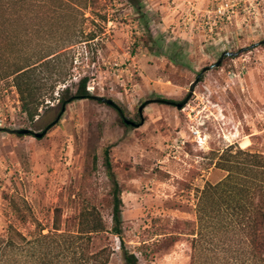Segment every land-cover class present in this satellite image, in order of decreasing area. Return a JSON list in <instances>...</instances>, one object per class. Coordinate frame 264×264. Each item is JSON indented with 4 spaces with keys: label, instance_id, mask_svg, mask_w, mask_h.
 <instances>
[{
    "label": "rangeland",
    "instance_id": "rangeland-1",
    "mask_svg": "<svg viewBox=\"0 0 264 264\" xmlns=\"http://www.w3.org/2000/svg\"><path fill=\"white\" fill-rule=\"evenodd\" d=\"M16 10L20 17L0 18L8 57L0 128L53 124L41 138L0 129V264H63L49 261L47 240L35 241L55 208L61 230H76L83 207L109 230L106 148L121 190L123 247L139 264H261L250 216L264 175V0H41ZM54 51L35 70L43 95L29 120L2 71ZM222 51L232 54L202 72L177 108ZM82 77L91 96L111 99L132 124L92 97L73 99ZM221 180L199 222L201 191ZM92 246L112 250L107 264H125L117 236L100 232Z\"/></svg>",
    "mask_w": 264,
    "mask_h": 264
},
{
    "label": "trees",
    "instance_id": "trees-1",
    "mask_svg": "<svg viewBox=\"0 0 264 264\" xmlns=\"http://www.w3.org/2000/svg\"><path fill=\"white\" fill-rule=\"evenodd\" d=\"M41 0H0V18L7 15L10 19L13 17H20L16 6L19 4H30L39 2ZM133 1V0H132ZM135 4V3H134ZM7 12V13H6ZM8 38V37H7ZM9 40V39H8ZM0 45V66L2 61L6 62L8 57L5 56ZM58 51L51 52L42 56L34 62L25 61L23 63H11L2 71V77L11 76L16 91L19 95L20 109L26 114L29 120H33L38 114L37 110L40 104L39 98L42 96L41 90L43 87L37 85V82L43 79L35 78V70L39 66L47 65L54 57L59 55ZM50 56V57H49ZM56 75L53 83L49 86V91H53L54 82L60 79L62 73L59 71L54 72ZM52 76V75H51ZM87 78L82 77L72 94L73 99L89 98L91 97L86 87ZM70 95L69 88H64L62 95L58 99L60 110H63L64 104L67 102L66 97ZM104 165L108 177L110 178L111 185V221L112 225L109 230L105 229L102 219L98 211L94 208L83 207L80 209L76 217V230H61L59 221V209H54V216L51 229L48 233L40 234L35 238V241L47 240L50 253L49 261L61 258L63 264H107L109 257L112 253L110 248L102 247L93 249L92 240L100 234V232H108L117 236L121 248L122 256L125 264H139L137 257L134 253L129 252L123 247L122 239V219H121V190L116 181L111 169V163L108 156V148L104 150ZM225 180H221L214 185L207 184L201 191L200 198L197 204L196 212L197 219L201 222L204 218L207 206L205 205V196L217 193L223 187ZM256 197L253 201L252 215L250 216V227L252 230V243L254 250L260 260L264 264V175L261 176L256 185ZM3 242V241H1ZM12 245L13 243L10 242ZM0 245V251H1ZM28 264H31L28 263Z\"/></svg>",
    "mask_w": 264,
    "mask_h": 264
},
{
    "label": "water",
    "instance_id": "water-1",
    "mask_svg": "<svg viewBox=\"0 0 264 264\" xmlns=\"http://www.w3.org/2000/svg\"><path fill=\"white\" fill-rule=\"evenodd\" d=\"M263 41H264V40H263ZM230 54H232V53H231V52H228V51H222L221 54H220V56H219V58H218L213 64H211L210 66H207V67L202 68V70L200 71V73L197 74V76L195 77L194 81L190 84V87H189V94H188V95L186 96V98H184L183 100H181V101L175 103L176 107L179 108V109H181V108L184 106V104L186 103V101H187V99H188V97H189L191 91L193 90L194 85H195L196 82L199 80V76H200V74H201L202 72H204V71L210 69L211 67L218 66V64H219V62L221 61L222 57H223L224 55H230ZM91 97H92L93 99L99 100V101H101V102H103V103H106V104L112 106L113 108H115V109L118 111V113L120 114V116L123 118V122H124L125 124H132V122H131L130 120L124 118L123 113H122V110H121V109H120V108H119V107H118V106H117V105H116L111 99H109V98H105V97H101V96H91ZM67 101H68V100H67ZM146 103H147V102H144V103L139 107L138 110L141 111V109L143 108V106H144ZM52 124H53V122L50 123V124H48V125H47L42 131H40V132H34V131H32V130H30V129H28V128H21V129H7V128H0V129H3L4 131H7V132H9V133H16V134H32V135H33L34 137H36V138H41V137L46 133L47 129H48Z\"/></svg>",
    "mask_w": 264,
    "mask_h": 264
},
{
    "label": "built area",
    "instance_id": "built-area-1",
    "mask_svg": "<svg viewBox=\"0 0 264 264\" xmlns=\"http://www.w3.org/2000/svg\"><path fill=\"white\" fill-rule=\"evenodd\" d=\"M228 7V3L225 2L224 4H221L220 7L217 9V11L221 12L224 11Z\"/></svg>",
    "mask_w": 264,
    "mask_h": 264
}]
</instances>
